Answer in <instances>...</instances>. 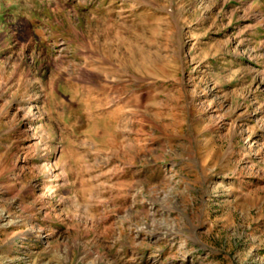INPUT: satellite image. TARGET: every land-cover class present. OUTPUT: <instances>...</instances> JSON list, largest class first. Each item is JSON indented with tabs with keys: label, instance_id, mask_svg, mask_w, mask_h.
<instances>
[{
	"label": "rangeland",
	"instance_id": "rangeland-1",
	"mask_svg": "<svg viewBox=\"0 0 264 264\" xmlns=\"http://www.w3.org/2000/svg\"><path fill=\"white\" fill-rule=\"evenodd\" d=\"M0 264H264V0H0Z\"/></svg>",
	"mask_w": 264,
	"mask_h": 264
}]
</instances>
